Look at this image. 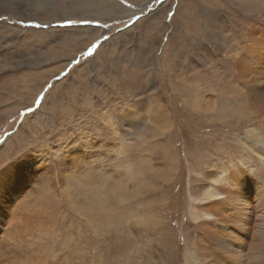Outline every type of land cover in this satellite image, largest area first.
Wrapping results in <instances>:
<instances>
[{
  "label": "rangeland",
  "instance_id": "374dc122",
  "mask_svg": "<svg viewBox=\"0 0 264 264\" xmlns=\"http://www.w3.org/2000/svg\"><path fill=\"white\" fill-rule=\"evenodd\" d=\"M116 1L135 12L120 20L65 19L37 0L0 4V264H172V227L182 248L191 174L185 155L195 138L181 100L176 143L183 168L167 189L165 211L152 206L149 190L172 162V86L184 79L172 72L191 66L172 18L195 0H147L142 7ZM217 1L222 25L230 18L222 7L236 6ZM206 13L203 5L192 12L194 33ZM152 23L163 29L146 38ZM75 28L100 32L83 48ZM184 28L191 29L187 19ZM176 30L186 40L187 31ZM39 32L51 36L39 42ZM204 129L217 150L222 136Z\"/></svg>",
  "mask_w": 264,
  "mask_h": 264
},
{
  "label": "bare ground",
  "instance_id": "6f19581e",
  "mask_svg": "<svg viewBox=\"0 0 264 264\" xmlns=\"http://www.w3.org/2000/svg\"><path fill=\"white\" fill-rule=\"evenodd\" d=\"M45 1L37 0V6L44 8L45 5L49 8L47 13L61 15L65 19L97 16L99 19L116 17L120 20L135 12L116 0H74L75 3L64 7L44 4ZM132 1L135 6L142 7L147 0ZM6 2L0 0V4ZM227 3L236 7L230 10L223 5L222 9L230 18L222 25L218 23L220 16L215 8L223 3L217 0L190 2L183 11L178 8L179 13L172 18L171 25L177 31L175 42L179 43L178 49L188 51L186 57L191 66H187L186 72L184 69L172 72L173 78L178 75L184 77L174 81L172 86V150L166 151L172 156V162L166 164L162 173L158 171L161 180H151L153 183L149 190L156 194L152 201L149 200L152 206H163L165 211L170 204L167 189L179 179L183 168L182 155L176 143L181 114L177 106L181 100L180 108L189 117L187 122L195 140L190 142L191 152L185 155L191 174L185 185L183 183L189 229L182 228V248L175 244V228L170 230L172 264H264V0H227ZM200 5L207 8V13L203 25L199 24L194 33L192 12H198ZM187 8L189 15L185 12ZM248 9V13L243 12ZM208 15L214 17L210 22L205 18ZM184 18L191 29L184 28ZM155 24L150 25L151 32L146 38L154 37L159 29L160 32L163 29V25L160 24L158 29V23ZM135 25L141 26L142 23ZM177 28L187 31L186 40ZM78 30L82 33L83 48L92 43L100 32L90 28H75L73 31L76 33ZM51 34L39 32L35 37L40 42ZM170 41L166 43L169 48ZM174 56L178 58V54ZM196 68L198 70L194 71ZM208 110H215L214 115H207ZM202 127L222 136L217 150L209 137L201 136Z\"/></svg>",
  "mask_w": 264,
  "mask_h": 264
},
{
  "label": "snow or ice",
  "instance_id": "6c2138e0",
  "mask_svg": "<svg viewBox=\"0 0 264 264\" xmlns=\"http://www.w3.org/2000/svg\"><path fill=\"white\" fill-rule=\"evenodd\" d=\"M89 52L91 53L92 52V49H89Z\"/></svg>",
  "mask_w": 264,
  "mask_h": 264
}]
</instances>
